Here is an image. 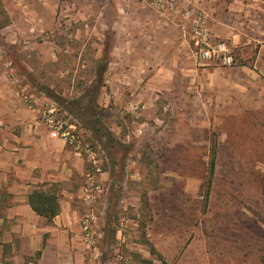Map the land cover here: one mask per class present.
<instances>
[{
	"label": "rangeland",
	"instance_id": "374dc122",
	"mask_svg": "<svg viewBox=\"0 0 264 264\" xmlns=\"http://www.w3.org/2000/svg\"><path fill=\"white\" fill-rule=\"evenodd\" d=\"M221 12H242L252 41L232 66L195 54L199 15L230 44ZM262 30L264 0H0V76L105 151L101 190L82 192L95 264H264V128L246 127L264 105L231 113L206 85L216 69L244 75L258 100L246 70Z\"/></svg>",
	"mask_w": 264,
	"mask_h": 264
},
{
	"label": "crops",
	"instance_id": "0c3cea01",
	"mask_svg": "<svg viewBox=\"0 0 264 264\" xmlns=\"http://www.w3.org/2000/svg\"><path fill=\"white\" fill-rule=\"evenodd\" d=\"M241 15H220V33L230 41L235 57L239 45L252 43L243 42L238 27ZM215 21L211 17L214 30ZM257 41L254 67L246 71L257 87L253 91H258V100L250 98L247 76L233 78L221 69L209 73L206 85H215L211 91H220L216 97L231 113L240 111L239 106L264 105L260 88L264 86V39ZM39 108H30L13 83L0 76V264H95L96 248L85 241L82 226L88 209L82 192L89 162L64 138L52 134ZM263 112L251 111L249 120L259 124L246 127L264 128ZM35 189L58 194L61 208L52 220L31 207L29 195Z\"/></svg>",
	"mask_w": 264,
	"mask_h": 264
},
{
	"label": "built area",
	"instance_id": "2783aa9c",
	"mask_svg": "<svg viewBox=\"0 0 264 264\" xmlns=\"http://www.w3.org/2000/svg\"><path fill=\"white\" fill-rule=\"evenodd\" d=\"M165 8V3L161 4ZM194 41L196 47V56L203 62L219 61L224 65L232 66L236 62L235 55L230 45L225 41L213 42L211 30L206 20L199 15L194 20L193 25ZM14 85L20 90V96L28 104L30 108H35L34 94L29 93L27 88L22 86L18 78L14 79ZM41 118L47 127L51 130L52 134L64 138L68 145L81 156H84L90 163V168L86 173V184L91 183V188L84 185L85 191H91L96 189L101 190V184L98 181L100 176L104 173L102 170V163L105 157V151L101 150V155L95 150L89 142H86V138L83 133L84 130L79 127L76 122L68 123L62 117L60 109L56 104H49L40 109ZM101 156V159H99ZM93 187V188H92ZM95 218V217H94ZM90 215H86L82 220V226L84 229L85 237H87L88 243H93L91 240L90 230Z\"/></svg>",
	"mask_w": 264,
	"mask_h": 264
},
{
	"label": "trees",
	"instance_id": "16d2710c",
	"mask_svg": "<svg viewBox=\"0 0 264 264\" xmlns=\"http://www.w3.org/2000/svg\"><path fill=\"white\" fill-rule=\"evenodd\" d=\"M93 102H95L94 99ZM97 122H100V120H97ZM92 131L99 134L97 135V137L100 139V141L103 142L102 129L99 127H94L92 128ZM105 145L111 148H115L116 143L113 141V138H109V141L105 143ZM216 152L217 148L216 144L214 143L212 146V154L210 159V175L208 179L207 193H209L216 166ZM29 203L38 214L46 217L48 220H52L55 216H57L61 208L58 194L43 189L33 190L29 195Z\"/></svg>",
	"mask_w": 264,
	"mask_h": 264
}]
</instances>
